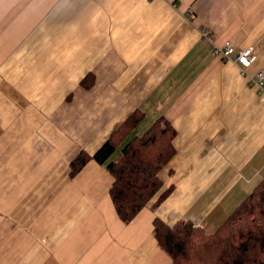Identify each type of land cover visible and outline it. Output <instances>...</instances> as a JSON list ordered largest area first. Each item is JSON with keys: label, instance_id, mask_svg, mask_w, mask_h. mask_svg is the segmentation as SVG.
<instances>
[{"label": "crops", "instance_id": "0c3cea01", "mask_svg": "<svg viewBox=\"0 0 264 264\" xmlns=\"http://www.w3.org/2000/svg\"><path fill=\"white\" fill-rule=\"evenodd\" d=\"M253 47L249 67L216 47ZM264 0H0V264H172L153 220L215 232L264 178ZM165 115L172 192L123 221L90 155Z\"/></svg>", "mask_w": 264, "mask_h": 264}, {"label": "trees", "instance_id": "16d2710c", "mask_svg": "<svg viewBox=\"0 0 264 264\" xmlns=\"http://www.w3.org/2000/svg\"><path fill=\"white\" fill-rule=\"evenodd\" d=\"M143 116L136 110L95 154L81 150L70 163L71 175L91 159L105 165L113 176L111 199L125 222L153 201L157 208L173 190L164 189L160 171L176 152V129L163 115L131 136ZM153 223L172 264H264V178L213 233L185 219L169 224L156 216Z\"/></svg>", "mask_w": 264, "mask_h": 264}, {"label": "built area", "instance_id": "2783aa9c", "mask_svg": "<svg viewBox=\"0 0 264 264\" xmlns=\"http://www.w3.org/2000/svg\"><path fill=\"white\" fill-rule=\"evenodd\" d=\"M216 52L221 54L224 60H229L247 68L252 63L253 47L237 49L231 41H226L223 46L216 47ZM253 85L264 89V69L257 72L256 79L252 80Z\"/></svg>", "mask_w": 264, "mask_h": 264}]
</instances>
